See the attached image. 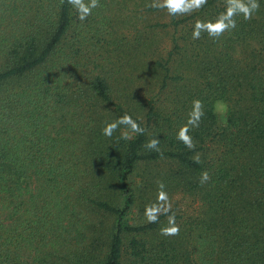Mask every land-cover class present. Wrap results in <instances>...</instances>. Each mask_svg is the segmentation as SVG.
Instances as JSON below:
<instances>
[{
  "label": "trees",
  "instance_id": "1",
  "mask_svg": "<svg viewBox=\"0 0 264 264\" xmlns=\"http://www.w3.org/2000/svg\"><path fill=\"white\" fill-rule=\"evenodd\" d=\"M93 2L0 0V264H264V0Z\"/></svg>",
  "mask_w": 264,
  "mask_h": 264
},
{
  "label": "clouds",
  "instance_id": "2",
  "mask_svg": "<svg viewBox=\"0 0 264 264\" xmlns=\"http://www.w3.org/2000/svg\"><path fill=\"white\" fill-rule=\"evenodd\" d=\"M69 2H72V0H69ZM206 2L207 0H164V3L160 6L166 7L169 13L176 14L177 12L189 11L195 8H199L203 6ZM230 2L234 6L228 9L227 15L222 17L215 24H211L207 26L210 35L218 36L228 28H234L235 21L232 19V17L237 11L242 12L244 14L245 19H250L252 13L258 10L259 8V4L257 3V0H249L248 5L237 3L236 0H230ZM92 6L93 7L97 6L95 0ZM83 18L84 17H81V19ZM203 27H204L203 25H200L199 23L197 24V31L194 32V38H199V34H200L199 30ZM118 123L129 124L132 123V121L129 116H124L120 118ZM132 126L134 130H139L138 126H136L134 123L132 124ZM116 127H117V123L107 125L104 129V134L106 136H111L112 132L115 130ZM182 139H184L185 141L189 140L187 136H183ZM156 144L157 141L153 140L152 142H150L149 147H155ZM178 232H179L178 227H172L171 229L165 230V234H169V235H175L178 234Z\"/></svg>",
  "mask_w": 264,
  "mask_h": 264
},
{
  "label": "rangeland",
  "instance_id": "3",
  "mask_svg": "<svg viewBox=\"0 0 264 264\" xmlns=\"http://www.w3.org/2000/svg\"><path fill=\"white\" fill-rule=\"evenodd\" d=\"M153 1L155 4H163L164 3V0H153ZM148 16L150 19L159 20V21H167L169 19V15H168V12L166 11V9L150 13ZM219 110H220L219 114H220L221 118L224 117L225 116L224 107L219 106Z\"/></svg>",
  "mask_w": 264,
  "mask_h": 264
}]
</instances>
